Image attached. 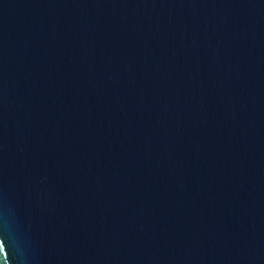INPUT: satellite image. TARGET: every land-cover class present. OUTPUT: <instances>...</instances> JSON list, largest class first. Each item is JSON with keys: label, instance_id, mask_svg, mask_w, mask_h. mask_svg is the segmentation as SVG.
<instances>
[{"label": "water", "instance_id": "1", "mask_svg": "<svg viewBox=\"0 0 264 264\" xmlns=\"http://www.w3.org/2000/svg\"><path fill=\"white\" fill-rule=\"evenodd\" d=\"M0 264H264V0H0Z\"/></svg>", "mask_w": 264, "mask_h": 264}]
</instances>
